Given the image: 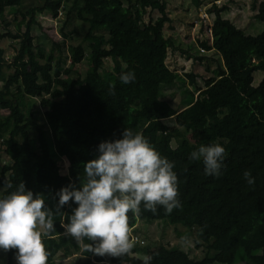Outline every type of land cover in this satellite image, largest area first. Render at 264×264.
Here are the masks:
<instances>
[{
  "label": "trees",
  "instance_id": "trees-1",
  "mask_svg": "<svg viewBox=\"0 0 264 264\" xmlns=\"http://www.w3.org/2000/svg\"><path fill=\"white\" fill-rule=\"evenodd\" d=\"M167 1L55 0L49 6V0H0V151L9 158L0 165V198L15 192L23 183L26 191L44 199L46 210L69 223L78 205L70 200L59 207L61 189H80L85 164L98 157L99 144L121 139L124 129L130 128L133 133H142L174 163L182 205L171 214L162 207L154 214L141 206L138 218L129 213L130 226L134 230L140 220L164 221L176 229L182 224L183 232L193 236L194 247L202 252L196 257L176 245L160 246L151 254L152 261L234 264L242 259L246 264H264V256L262 261L253 258L254 251L264 250V0L259 1L254 15L263 29L255 35L246 34L222 18L226 6L213 5L209 10L215 14L218 38L212 45L203 42V48H220V40L228 39L225 30L236 41L225 48L227 69L221 63L217 65L204 88L199 87L195 74H185L197 95L180 110L161 98L164 87L185 82V77L166 63L174 46L164 34L165 24L172 21ZM24 2L29 5L21 11ZM65 3H69L67 9ZM45 8H51L55 16L65 12L60 26L64 35L63 26L74 19L87 26L83 40L93 55L91 72L80 75L75 71L85 57L81 43L68 47L70 63L66 67L60 54L54 55L52 50L46 53L35 44L33 16ZM7 11L21 14L15 32L5 19ZM154 11L156 17L152 15ZM5 38L19 41L10 61L5 59L1 46ZM53 46L60 48L57 43ZM234 52L241 57L236 66L231 59ZM107 58L113 64L111 71H103ZM129 71L135 73V81L124 84L120 75ZM257 71L262 76L254 85ZM110 85L115 86V94H111ZM140 97L156 103L163 111L152 112L136 104ZM27 98H39L45 128L37 120L39 113L26 103ZM2 110L7 113L3 115ZM168 118L174 120V126L167 124ZM185 132L195 133L197 142H192ZM170 138L176 146L171 145ZM217 143L226 151L222 174L208 176L202 160L192 161L189 156L201 145ZM62 158L68 164L66 173L60 171ZM245 171L254 177L253 185L244 178ZM84 243L94 242L85 239ZM53 245L65 257L72 249L78 250L82 258L78 264H132L133 254L140 252L143 257L150 249L136 242L132 253L121 258L85 252L72 237ZM16 254L15 249L7 251L5 264H14Z\"/></svg>",
  "mask_w": 264,
  "mask_h": 264
},
{
  "label": "clouds",
  "instance_id": "clouds-1",
  "mask_svg": "<svg viewBox=\"0 0 264 264\" xmlns=\"http://www.w3.org/2000/svg\"><path fill=\"white\" fill-rule=\"evenodd\" d=\"M120 81L134 82L135 73H122ZM114 87L110 85L111 94ZM98 152L96 159L85 164L81 188H63L59 193V207L70 200L78 205L69 223L62 225L64 235L75 239L85 252L122 258L132 253L137 242L129 213L138 218L141 206L154 214L158 207L166 214L182 207L178 177L174 163L130 128L124 129L121 139L100 143ZM225 156V148L217 143L201 145L189 159L202 160L205 175L219 177ZM243 175L249 185L255 183L250 171ZM53 216L45 209L44 199L34 197L20 183L15 192L0 198V249L17 250V264H48L43 238L55 230ZM85 239L94 243H84ZM152 259L143 256V264H151Z\"/></svg>",
  "mask_w": 264,
  "mask_h": 264
},
{
  "label": "rangeland",
  "instance_id": "rangeland-1",
  "mask_svg": "<svg viewBox=\"0 0 264 264\" xmlns=\"http://www.w3.org/2000/svg\"><path fill=\"white\" fill-rule=\"evenodd\" d=\"M257 1L258 0L167 1V10L169 11V16L172 21L165 24L164 34L173 41L174 46L168 52L166 63L170 69L177 71L180 75L185 77V82H178L174 87H164L162 90V99L170 103L176 110H180L189 105L194 100L193 97L197 95L195 87L189 84V79L185 76L186 73L195 74L199 87L204 88L205 80L214 76L217 65L221 63V65L227 69L225 48L234 45L236 41L235 37L231 35L228 30H225L228 39L220 40V48L206 50L202 46L203 42L212 45L213 41L218 38V26L214 23L215 14L213 11H209L212 9L213 5L217 8L226 6V10L221 13L222 18L229 19L246 34L255 35L263 29L262 22L254 18L257 11ZM54 3L55 0H49V6H52ZM28 5V2H24L20 10L25 11ZM68 6L69 3H65L64 8L67 9ZM64 13L63 11L62 13L57 12L55 16L51 8H45L35 13L32 21L34 42L36 45H40L46 53L52 50L54 55L60 54L63 67H66L70 63L68 47L81 43L85 49V57L75 66V71L80 75H84L92 71L93 59V55L88 48V42L83 40L87 26L79 20L74 19L73 22H69L63 26V31L66 35L62 34L60 32V26L63 24ZM152 15L156 17L158 14L154 11ZM5 19L10 21L9 29L15 32L16 23L21 19V14L20 12L18 14H13L7 11ZM21 28L23 29V27ZM4 30L5 29H3V31ZM53 43H57L60 48H55ZM1 46L4 48L5 59L10 61L19 46V41L12 38H5L2 40ZM199 58L202 59L200 60ZM231 59L236 66L241 57L237 52H234L231 55ZM112 66L111 59L107 58L103 65V71H111ZM7 72L9 71L7 70ZM74 74L75 73H72V75ZM261 76L260 71L254 73V85L259 82ZM1 88L2 82L0 81V89ZM190 93L193 94V96H191ZM25 101L32 110L39 113L37 114V120L45 128L46 125L41 115L39 98H27ZM135 103L148 107L152 112L158 113L163 111L159 105L144 97H140ZM1 113L4 115L7 111L2 110ZM165 121L169 126L175 125L172 118H168ZM182 131L184 130L182 129ZM185 133L192 142H197L195 133ZM169 141L173 147L176 146L177 143L174 139L170 138ZM7 162H9V158L0 151V165ZM67 165V161L64 158L59 160L60 171L62 173L67 172ZM2 191L3 189L0 188V197ZM53 220L55 230L43 238L46 249L49 252L48 263L53 261L58 264L61 261L65 263L71 261L68 264H78L77 255L80 254L78 250L72 249V253L70 254L71 257L67 259L62 255L61 251L53 245V243H59L60 240L67 241L70 237L64 235L65 228L62 225L65 223L63 220L60 217H53ZM174 226V224L168 225L164 221L149 222L140 220L135 231H133V235L137 236V243L140 246L148 245L150 247L147 253L149 256L154 252H158L160 246L176 245L187 251L190 256L200 257L202 252L200 249L194 247L193 236L186 235V233L183 232L182 228H184V226L182 224L176 225L178 229L174 228ZM242 253L243 252L240 253V256ZM263 256L264 250L260 249L253 252L255 261H262ZM7 258V252L0 249V264H5ZM132 261V264H143L141 253L138 252V254H133ZM14 264H17L16 258ZM151 264H154V261H151ZM234 264H246V261L240 259Z\"/></svg>",
  "mask_w": 264,
  "mask_h": 264
},
{
  "label": "crops",
  "instance_id": "crops-1",
  "mask_svg": "<svg viewBox=\"0 0 264 264\" xmlns=\"http://www.w3.org/2000/svg\"><path fill=\"white\" fill-rule=\"evenodd\" d=\"M259 1H260V0L257 1V7H258V4H259ZM256 10H257V8H256ZM256 12H257V11H256ZM53 217H57V216H53ZM138 224H139V222H137L136 226H138ZM135 228H136V227H135ZM133 231H135V229H134ZM71 253H72V252H70V254H71ZM70 254H69L67 257H65V256H64V257L68 259L69 257H71ZM77 257H78V260H77V261H80V260L82 259L80 254H78ZM50 262H51V261H50ZM61 262H62V261H61ZM70 262H71V261H70ZM70 262H68V263H70ZM62 263H65V262L63 261ZM68 263H65V264H68ZM154 264H157V263L154 262Z\"/></svg>",
  "mask_w": 264,
  "mask_h": 264
},
{
  "label": "built area",
  "instance_id": "built-area-1",
  "mask_svg": "<svg viewBox=\"0 0 264 264\" xmlns=\"http://www.w3.org/2000/svg\"><path fill=\"white\" fill-rule=\"evenodd\" d=\"M60 14V13H59ZM133 235V234H132ZM135 238H136V241H138V238H137V236L136 235H133Z\"/></svg>",
  "mask_w": 264,
  "mask_h": 264
}]
</instances>
